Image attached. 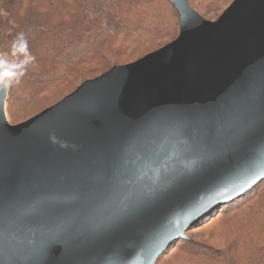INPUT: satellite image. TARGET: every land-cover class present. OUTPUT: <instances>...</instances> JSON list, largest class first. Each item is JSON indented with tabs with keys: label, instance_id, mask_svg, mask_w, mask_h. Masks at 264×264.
Instances as JSON below:
<instances>
[{
	"label": "water",
	"instance_id": "1",
	"mask_svg": "<svg viewBox=\"0 0 264 264\" xmlns=\"http://www.w3.org/2000/svg\"><path fill=\"white\" fill-rule=\"evenodd\" d=\"M168 1L176 40L18 125L0 64V264H157L264 180V0Z\"/></svg>",
	"mask_w": 264,
	"mask_h": 264
},
{
	"label": "trees",
	"instance_id": "2",
	"mask_svg": "<svg viewBox=\"0 0 264 264\" xmlns=\"http://www.w3.org/2000/svg\"><path fill=\"white\" fill-rule=\"evenodd\" d=\"M95 3L0 0V55L11 49L14 65L8 111L14 123L37 116L72 94L78 86L65 95L62 92L80 79L84 67L97 65L110 50H116L117 62L122 56L134 57L137 48L149 42L147 46L157 51L180 33L178 14L168 0H108V12ZM204 13L212 20L220 16ZM108 21L116 32L106 38ZM79 50L84 55L75 58ZM217 221L223 225L225 237L219 240L225 245H204L188 236ZM172 252L180 264H264V180L203 215L185 238L171 243L157 264H164Z\"/></svg>",
	"mask_w": 264,
	"mask_h": 264
},
{
	"label": "rangeland",
	"instance_id": "3",
	"mask_svg": "<svg viewBox=\"0 0 264 264\" xmlns=\"http://www.w3.org/2000/svg\"><path fill=\"white\" fill-rule=\"evenodd\" d=\"M225 1L226 0H190V1H188V3L200 15H201V13H204L205 11H208L210 15H212L213 12H216L215 15L219 14L221 16L227 10V8L233 3V2H228V0L226 2ZM95 2H96L95 4L97 6L99 5V7L101 6V7L105 8V9H107V12H108L109 9L106 6L108 0H95ZM206 16L211 17L209 15H206ZM204 18H206V17H204ZM206 19L210 20V21H216L217 20V19L216 20H212V19H209V18H206ZM104 31H105V34H106L105 35L106 38H109L108 36H111L112 34H114L116 32L113 23H111L110 21L105 23ZM178 36H177V38H178ZM154 42L156 43L157 40L154 41ZM158 42H157V44H158ZM171 42L172 41H170L169 43H171ZM149 43H151V42H149ZM149 43H146L144 45H140L137 48V51H136L137 55H135L134 57L133 56H129V55L122 56V57L118 58L117 62H115V60L117 59L116 50H114V51L110 50L109 52L106 53V55H104V59H102L97 65L91 66L89 68L87 66L84 67L83 75L81 76L82 71L80 73V76L78 75L79 76L78 78H80V79H78L74 83L72 81L71 84L73 83V85L72 86L70 85L71 86L70 89L68 88L67 90L62 92V94L65 95L68 92H70L71 90H73L75 87L81 86L84 82H86L88 80L95 79V78L101 76L100 74H102L105 69L109 68V66L113 65V67H115V66L128 65V64L136 62L137 61L136 59L139 58V57L143 58L146 55H148V54H150L152 52H155L156 50L152 51L153 46H147V44H149ZM149 48H151V49H149ZM10 50L11 49H9L8 51H4V52L1 51L0 64L1 63H5V64H7L8 68H9V70H8V72H9L8 73V76H9L8 77L9 89H8V99H7V103H6V114H7L8 120L10 121V123L12 125H18L17 122L14 123L12 121V119L9 117V113H8V111L9 112L11 111L10 107H9V98H10L11 86H12V83L14 81V75H15L14 72H13V66L14 65H13V60H12V56H11V51ZM84 52L85 51H83V50L77 51L75 53V55H76L75 58H77L78 56L84 55ZM141 58H139V59H141ZM132 61H134V62H132ZM129 62H131V63H129ZM96 63L97 62H95L93 64H96ZM126 63H128V64H126ZM95 76H97V77H95ZM76 77H77V75H74V78H76ZM93 77H95V78H93ZM77 88H76V90H77ZM16 112H17V110H16ZM31 115L23 117L21 119L22 123L32 119L33 117H35L34 115L33 116H31ZM19 124H21V123H19ZM222 226L223 225H221L217 221V223H214L213 225L205 226V227H202L201 229H197V230H193V231L189 232L188 236L190 238H192L193 240H195V241H197L199 243H202L204 245H220L221 243L223 245H225L226 244L225 242H222V241L219 240V239H222V238L225 237L224 232L221 231L222 230ZM223 231H224V229H223ZM219 242H221V243H219ZM164 264H180V263L176 262L175 254H174V252H172V254H170V256H168L166 258Z\"/></svg>",
	"mask_w": 264,
	"mask_h": 264
}]
</instances>
